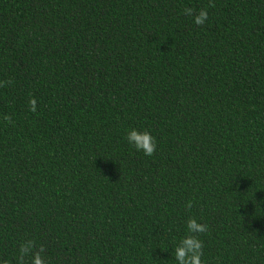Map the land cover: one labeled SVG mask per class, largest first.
<instances>
[{
	"label": "trees",
	"instance_id": "16d2710c",
	"mask_svg": "<svg viewBox=\"0 0 264 264\" xmlns=\"http://www.w3.org/2000/svg\"><path fill=\"white\" fill-rule=\"evenodd\" d=\"M211 2L0 0V261L264 264V0Z\"/></svg>",
	"mask_w": 264,
	"mask_h": 264
},
{
	"label": "clouds",
	"instance_id": "9594fccd",
	"mask_svg": "<svg viewBox=\"0 0 264 264\" xmlns=\"http://www.w3.org/2000/svg\"><path fill=\"white\" fill-rule=\"evenodd\" d=\"M208 7H214L211 0H209ZM187 16L193 17L194 23L197 26H203L208 20L207 8H202L198 13L190 7L183 9ZM13 81H0V87L10 85ZM29 110L37 111V100L35 97L29 99ZM3 119L6 123L11 124V115H4ZM126 139L129 144L142 152L145 156H153L157 148L155 138L148 132L131 129L127 132ZM193 207V201L189 200L185 204L186 209ZM187 234L180 239L174 250V258L177 264H204L202 259L204 255V243L200 239L201 234H206L209 231V226L205 223H200L195 217H190L186 222ZM46 248L44 245L37 246L32 239L24 240L18 248V255L16 256L17 264H49V260L45 255ZM27 258V261H26ZM0 264H9L7 260L0 261Z\"/></svg>",
	"mask_w": 264,
	"mask_h": 264
}]
</instances>
